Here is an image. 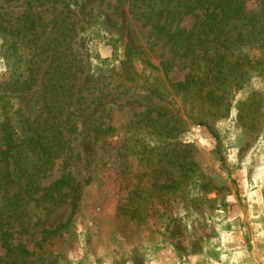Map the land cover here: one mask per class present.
<instances>
[{
	"label": "rangeland",
	"instance_id": "1",
	"mask_svg": "<svg viewBox=\"0 0 264 264\" xmlns=\"http://www.w3.org/2000/svg\"><path fill=\"white\" fill-rule=\"evenodd\" d=\"M77 4L0 0V264H166L264 204V43L244 48L260 61L240 89L182 91L189 61L127 0ZM29 19L35 44L15 50Z\"/></svg>",
	"mask_w": 264,
	"mask_h": 264
},
{
	"label": "trees",
	"instance_id": "2",
	"mask_svg": "<svg viewBox=\"0 0 264 264\" xmlns=\"http://www.w3.org/2000/svg\"><path fill=\"white\" fill-rule=\"evenodd\" d=\"M19 1V0H8ZM42 1V0H41ZM53 5L63 4L66 8L78 5L67 0H44ZM129 14L142 25L150 27L152 32L175 46L184 60L192 67L184 82L176 87L182 91L197 89L202 91L209 85L227 92L229 89H240L245 85L256 65L260 61L252 58L244 51L257 44L262 48L264 43V0H256V6L247 10L246 3L250 0H127ZM258 2V3H257ZM200 13V23L197 31L185 30L178 27L182 18ZM196 13V14H197ZM198 18L199 15H194ZM35 24L27 20V29L15 34L14 49L26 44L34 45ZM61 35L59 45L55 46L54 54L58 59L63 58L67 31ZM32 37L29 40L28 36ZM26 42V43H25ZM57 47L60 49L57 50ZM16 50V49H15ZM40 50V48H39ZM40 51H43L42 49ZM130 51H127L129 55ZM41 54V53H40ZM256 62V63H255ZM261 63V62H260ZM259 63V64H260ZM258 64V65H259ZM262 64V63H261ZM65 74H70V64L62 67ZM260 71V70H259ZM263 71V70H262ZM262 71L260 73H262ZM62 77V76H61ZM34 77L26 83H33ZM58 87H60L58 85ZM64 88V87H63ZM157 94V92H153ZM211 136L217 141L215 132L203 122ZM5 148L0 147V193L13 182L9 172V155L13 150L10 135L4 137ZM42 151L48 150L42 145ZM69 180L63 178L56 182L57 188L68 185ZM17 201V198H15Z\"/></svg>",
	"mask_w": 264,
	"mask_h": 264
},
{
	"label": "crops",
	"instance_id": "3",
	"mask_svg": "<svg viewBox=\"0 0 264 264\" xmlns=\"http://www.w3.org/2000/svg\"><path fill=\"white\" fill-rule=\"evenodd\" d=\"M224 232L186 256L169 254L166 264H264V204L234 206Z\"/></svg>",
	"mask_w": 264,
	"mask_h": 264
}]
</instances>
